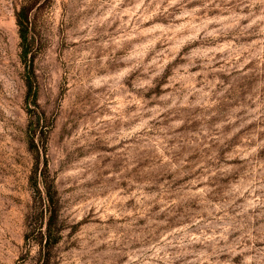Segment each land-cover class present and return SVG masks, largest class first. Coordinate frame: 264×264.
I'll return each instance as SVG.
<instances>
[{
  "label": "rangeland",
  "instance_id": "374dc122",
  "mask_svg": "<svg viewBox=\"0 0 264 264\" xmlns=\"http://www.w3.org/2000/svg\"><path fill=\"white\" fill-rule=\"evenodd\" d=\"M0 264H264V0H0Z\"/></svg>",
  "mask_w": 264,
  "mask_h": 264
},
{
  "label": "trees",
  "instance_id": "16d2710c",
  "mask_svg": "<svg viewBox=\"0 0 264 264\" xmlns=\"http://www.w3.org/2000/svg\"><path fill=\"white\" fill-rule=\"evenodd\" d=\"M22 38H23V40L25 39V35L24 34L22 35ZM25 54H26V52H25Z\"/></svg>",
  "mask_w": 264,
  "mask_h": 264
}]
</instances>
